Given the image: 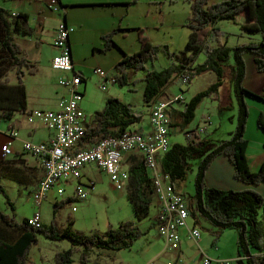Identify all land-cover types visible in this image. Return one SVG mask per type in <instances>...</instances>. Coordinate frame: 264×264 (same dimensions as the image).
Instances as JSON below:
<instances>
[{"label":"trees","instance_id":"obj_1","mask_svg":"<svg viewBox=\"0 0 264 264\" xmlns=\"http://www.w3.org/2000/svg\"><path fill=\"white\" fill-rule=\"evenodd\" d=\"M133 1L135 0L126 3ZM187 1L189 13L185 25L189 28V32L184 47L170 50L165 43L150 44L139 29L137 49L129 53L123 52L115 62L117 74L113 76V80L118 86L143 81L141 99L145 109L148 110L151 101L163 93V87L168 82L175 78L181 79L185 75L189 81L190 77L211 70L215 74L214 80L195 91L186 100H182L180 109L169 106L168 127L175 125L179 128L185 127L192 118L193 110L202 96L212 95L213 98H217L216 94L224 79L228 80L236 101V113L234 126L228 131L227 136L215 140L199 138L196 131L192 130V134L184 143L169 142L168 148L157 156V163L160 172L167 176L174 187L175 179L184 178L189 159L198 156L193 176V191L185 200L192 223L197 224L199 218H203L218 229L233 228L236 232L237 256H240L238 260L243 259L245 264H264V196L248 187L215 188L207 186L204 182L205 169L217 153L227 156L235 178L250 184L264 182V158L255 170H250L245 157L247 140L243 137L248 113L244 93L261 94L244 88L241 83L244 76L245 52L249 51L253 54L256 70H264V0ZM240 13H243V18L239 21L242 31L250 34L257 32L259 38L256 41L248 40L228 46L225 40H219L220 30L214 24L220 19L238 22L236 17ZM113 31L114 29L102 35L104 48L114 43L111 38ZM31 32L32 27L29 25L26 12H12L0 5V119H8L15 111L24 109L25 89L20 76L25 71L34 72L36 65L35 62L24 57L23 48L16 40V36L29 35ZM206 38L216 42L210 44ZM158 51L162 52L167 63L155 68L152 61ZM200 52L203 53V59L197 61L196 56ZM230 55L231 61L228 60ZM10 70L15 74V82L9 81ZM137 70L141 75L132 78ZM127 89L133 90L129 86ZM141 119L142 112L134 110L130 102L123 101L117 96L107 95L102 106L93 110L91 118L84 121L83 133L73 146L84 147L100 137L118 135L124 130H130V125ZM255 124L264 134V113L261 111L255 116ZM127 152H129V164L126 167L124 191L133 211L132 219L121 220L114 226L107 225L103 231L92 229L85 232L72 227L70 219L66 224H62L52 216L48 222L40 221L38 226H33L26 222V217L15 220L12 215L0 211V264H25L28 249L35 241L36 232L50 239L65 238L69 241L70 246L54 252L55 264H69L71 251L73 248L77 249V246H79V261L83 263L88 251L93 247L125 248L143 234L144 230L138 226V222L147 216L155 197L152 176L140 151ZM22 162L24 158L20 154L10 157L0 155V179L5 177L24 184L33 183L35 187L39 180L38 171L32 167L27 169L22 167L19 165ZM0 192L6 196L1 182ZM181 194L184 197L183 193ZM6 199L9 201L7 196ZM74 199L77 198L66 197L59 203L56 201L53 203L57 206L62 201ZM153 223L154 221L149 225ZM216 237L215 231L212 239Z\"/></svg>","mask_w":264,"mask_h":264},{"label":"rangeland","instance_id":"obj_2","mask_svg":"<svg viewBox=\"0 0 264 264\" xmlns=\"http://www.w3.org/2000/svg\"><path fill=\"white\" fill-rule=\"evenodd\" d=\"M44 1L40 0L38 5H40L43 10H48L47 5H45L48 0ZM159 2H161V0H159ZM207 2H212V0H207ZM0 5L9 8L12 12L16 10H27L32 12L33 0H0ZM180 5L183 9L188 8L189 2L187 0H164V2L158 5L159 12L165 14L164 19L161 17L163 23L157 28L149 27L148 29L144 28L142 30V34L146 36L150 44L165 43L170 50L181 48L184 45L188 33V29L185 25L187 15L183 17L181 22L179 21V16L173 15L178 13ZM237 17L238 22L220 19L214 24V26L220 30L218 34L219 40H225L228 46L248 40L256 41L259 38V34L257 32L250 34L242 31L239 23L242 18L239 16ZM201 36H204L203 33ZM16 40L22 44L26 53H32V44L29 43L22 34L17 35ZM206 41L208 42L209 40L206 38ZM214 42L216 41L212 40L208 43L213 44ZM164 57L162 52L158 51L156 57L152 61L153 67H158L159 65L163 66L162 64H165ZM252 58L253 54L249 51L243 54L244 76L241 83L244 88L250 91H259L257 94L261 95H254L249 92L244 93V99L248 110L245 125H249V127H244L243 137L247 140L245 151L248 152L250 150L256 151L255 149H264L263 134L258 130L255 124L256 114L259 111L264 113V70H256ZM202 59L203 53L200 52L198 56H196V60L200 61ZM231 59L232 57L230 55L228 60L231 61ZM140 75L141 72L137 70L132 75V78ZM25 78L28 84H32L36 76L31 73H25ZM214 79L215 74L211 70L200 72L190 77L189 81L185 83L175 78L163 87L164 92L158 97L165 98L166 93L170 96L180 94L187 99L195 91L204 88ZM222 84L226 85V79H224V83ZM128 86L132 87L133 90H128ZM142 86L143 81H136L134 84L123 85L121 86L122 92L118 96L121 100L130 102L134 110L142 112L143 117L147 109H145V105H143L141 99ZM56 105L54 107H56ZM178 106H182V99L181 103H178ZM91 110L85 109L87 120L91 118ZM235 113L236 101L231 87L229 99L226 103H221L219 99L213 98L212 95L202 96L193 110L192 118L185 127L179 128L175 125L170 127V132H168L169 142L178 141L184 143L192 134V130L196 131L199 138L207 136H210L212 139L225 138L227 136V131L231 130L234 126ZM2 122L3 121H0V126ZM202 126H205L204 130L200 128ZM256 135H259V137L256 138ZM1 139L2 133L0 132V142ZM198 158V156L191 157L184 178L175 179L173 181L176 188L180 190L179 192L183 193L185 200L188 194L193 191V176ZM0 182L10 201L9 202L6 196L0 192V211L4 214L12 215L15 220H20L22 217L31 215L32 212L37 209L41 222H48L52 216L62 224H66L70 219L72 220V227L87 232L93 228H102L104 226L102 224L105 222L106 217L114 220L112 217L114 213L117 214V217L123 216L122 218H133V211L130 203H127V197L125 199L123 195L117 198L110 189H105L104 194L106 197L103 198L101 194L95 193L96 186H93L92 189L87 190L86 197L62 201L60 205L55 206L53 203V195H51L50 198L43 197L39 204L34 200L32 195L33 183L24 184L23 182L5 177L1 178ZM72 184L73 182L67 184L63 183L66 193L71 190ZM253 186L254 185L248 184L247 187L252 188ZM63 195L64 193L62 196ZM54 196L55 199L61 198L59 195ZM153 213L154 208L153 204H151L147 216L142 218L139 223L140 227L143 229L148 226L147 230H144V233L134 239L128 247L119 249H101L93 247L88 251L85 261L80 263L79 246H77V249L73 248L71 251V262L69 264H165L166 260L173 262V264H203V254L211 258L208 264H224L220 261L221 259H228V264H245L243 259L238 260V258H235V255H237L235 230L231 227L218 229L210 225L203 218H199L196 224L200 232L198 239L196 241H183L181 243L182 252H180V256H177L180 259H175V251H162L164 241L157 234L155 227L149 225L151 222L148 223ZM189 220H191V217H189ZM112 225L114 226L116 224L113 223ZM104 229L96 230L103 231ZM215 231L217 232V239H215V244L218 246L217 249H214L213 243H210V239L214 237ZM68 246H70L69 241L65 238L50 239L36 232L35 241L28 249L25 264H55L53 260L54 252Z\"/></svg>","mask_w":264,"mask_h":264},{"label":"crops","instance_id":"obj_3","mask_svg":"<svg viewBox=\"0 0 264 264\" xmlns=\"http://www.w3.org/2000/svg\"><path fill=\"white\" fill-rule=\"evenodd\" d=\"M127 1L129 0H59L60 6L58 5L56 9H51L46 1L45 5H47L48 10H43L40 5H38L40 0H33L32 12L27 10H16L24 11L28 14V22L32 27L31 34H23L24 38L32 44V53H26L25 48L19 41L18 42L23 48L24 57L29 61L35 62L36 70L30 73L34 74L36 79L32 84H28V81L25 78V73L28 74L29 72L25 71L21 74L20 78L25 89V106L23 111H15L10 118L0 119V121H3L0 126V132L2 133L0 145L7 139H10V153L5 156L10 157L20 154V156L24 158V162L19 163V165L26 169L27 167H32L34 170L38 171V179L42 175L40 160L32 154L24 152L21 147V142L24 139L33 141L47 140L52 135V129L48 128L39 119L27 121L25 113L32 108H53L61 96H67V87L60 85L57 80L61 76H68L73 71L78 73L81 78L77 85V89L82 93L78 100V104L84 112L85 122L88 121L86 119L85 109H92V113L93 109L101 107L104 98L107 95L119 97L118 95L122 92V87L118 86L113 80V76L117 74L114 64L122 56L123 52L129 53L137 49L139 45L137 37L139 29L143 30L144 28L148 29L149 27L157 28L163 23L161 17L164 19L165 14L159 12L158 5L164 2V0H161V2H159V0H136L131 3H126ZM188 13L189 7L183 9L180 5L178 13L173 15L179 16V21L181 22L183 17ZM238 16L243 18V13H240ZM237 18L238 17H236V20ZM60 20L65 22L68 29V44L72 62L71 71H59V69L52 68L49 63L50 57L58 51L56 45L53 44V36L55 25ZM112 29H114V31L111 38L114 43H111L104 48V39L102 38V35ZM187 29L189 32L188 27ZM183 47L184 45L181 48ZM166 63L167 59L165 58V64ZM96 66L104 70V77H100L92 70L93 67ZM159 67L161 66H155V68ZM8 76L10 82L16 81L13 70L9 71ZM102 82L105 84L104 88L100 86V83ZM224 85L225 84L221 85L216 94L217 99H219L221 103H226L229 99L230 86L227 79L226 85ZM253 91L256 93L259 92L256 90ZM165 95L166 97L169 96L166 93ZM181 99L186 100L184 96ZM181 99L173 102L172 108L180 109L181 106H178V103H181ZM143 117L140 121L132 123L130 128L143 132L148 131L150 129L148 110ZM246 127L248 128L249 125H245V128ZM12 128L15 129L17 133L13 137H9L8 130ZM200 128L204 130L205 126ZM258 130L260 129L258 128ZM168 132H170V127H168ZM260 132L263 134L261 130ZM258 137L259 135H256V138ZM206 138L215 140L210 136H207ZM255 150L256 151H245V157L250 170H255L259 162L264 158V149ZM128 164L129 152L125 151L122 154L120 165L122 168L126 169ZM79 180H90L92 184L87 187V190L96 186L95 193L101 194L103 198L106 197L104 194L105 189H110L113 192V195L117 196V198L124 195L126 199L124 186L122 188H115L108 179L106 173L99 170L93 163H85L81 167ZM70 182H73L74 184L75 180L67 179L58 183L63 187L61 194L55 192V185H53L46 191L43 197L50 198L51 195H53V201H56L57 203L66 197H72L73 184L71 190L67 193L65 192L63 185V183L67 184ZM204 182L211 187L232 189L246 188L248 184H250L233 176L231 162L227 156L222 153L215 154L208 163L204 172ZM250 185H254L252 188L264 196V182ZM174 188L175 190L180 191L176 188L175 184ZM63 193L64 195L62 196ZM54 195H59L61 198L55 199ZM126 200L128 203V199ZM156 203L157 201L154 197L152 202L154 213L151 219L148 220V223L154 221ZM112 217L114 220L106 217L105 222L102 224L104 226L95 229L101 230L107 225H112L113 223L117 224L121 220L132 219L127 217L122 218L123 216L117 217V214L115 213ZM140 221L138 222L139 227ZM187 224L196 225L189 219ZM153 226L155 227L154 223ZM143 230L146 231L147 227ZM187 240H192L187 237V228L180 227L178 247L176 249H166L163 244L162 251H175L174 256L176 259L178 258L177 256H180V252H182L181 243ZM210 243H213V248L217 249L218 246L215 244V239L211 238ZM235 257H237V255H235ZM167 262L171 261L166 260L165 264H167Z\"/></svg>","mask_w":264,"mask_h":264},{"label":"built area","instance_id":"obj_4","mask_svg":"<svg viewBox=\"0 0 264 264\" xmlns=\"http://www.w3.org/2000/svg\"><path fill=\"white\" fill-rule=\"evenodd\" d=\"M51 9H56L58 0H48ZM60 6V5H59ZM53 44L58 51L49 60L50 66L55 69L71 71L72 62L68 44V29L63 20L58 21L54 28ZM100 77L105 76L102 68L92 69ZM80 75L71 72L68 76L58 78V83L67 87L68 95L61 96L55 108H32L25 113L27 121L39 119L48 128L52 135L47 140L24 139L21 142L23 151L28 152L40 160L42 175L32 191L34 200L39 204L46 191L55 185V192L61 194L63 187L58 183L74 179L72 196L84 198L91 181H81L80 170L85 163H93L99 170L106 173L115 188H122L126 182L127 171L120 165L123 152L138 150L143 154L146 166L152 176L153 192L156 203L154 225L157 234L164 241L167 249H176L179 244V228H187V237L196 241L199 229L196 225H188L189 219L185 199L175 190L167 176L160 172L157 156L169 146L168 124L170 115L168 108L173 102L180 100V94L169 95L165 98H154L148 107V121L150 129L146 132L136 129L124 130L118 135L100 137L95 142L84 146L74 147V143L83 133L85 115L78 104L81 92L77 89ZM187 76L180 80L185 83ZM112 80V79H111ZM100 86L104 88L102 82ZM15 129H9V137L16 134ZM10 139L0 145V155L10 153ZM26 222L33 226L40 224L39 211L36 209L26 216ZM239 258L238 256L235 257ZM210 257L203 255L202 263L208 264ZM228 264V259H221ZM169 264V262H167Z\"/></svg>","mask_w":264,"mask_h":264},{"label":"water","instance_id":"obj_5","mask_svg":"<svg viewBox=\"0 0 264 264\" xmlns=\"http://www.w3.org/2000/svg\"><path fill=\"white\" fill-rule=\"evenodd\" d=\"M58 3H60L59 0H58Z\"/></svg>","mask_w":264,"mask_h":264}]
</instances>
